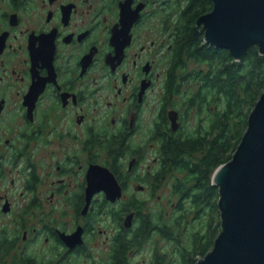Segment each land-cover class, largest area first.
I'll use <instances>...</instances> for the list:
<instances>
[{"label": "flooded vegetation", "instance_id": "obj_1", "mask_svg": "<svg viewBox=\"0 0 264 264\" xmlns=\"http://www.w3.org/2000/svg\"><path fill=\"white\" fill-rule=\"evenodd\" d=\"M182 3L181 12L187 0H0V243H10L8 261L86 253L107 233L96 225L101 216L113 225L112 251L119 228L133 223L125 221L145 189L144 143L161 151V138L187 123V77L175 60ZM93 170L112 174L110 197L89 183ZM73 236L82 243L64 241Z\"/></svg>", "mask_w": 264, "mask_h": 264}, {"label": "trees", "instance_id": "obj_2", "mask_svg": "<svg viewBox=\"0 0 264 264\" xmlns=\"http://www.w3.org/2000/svg\"><path fill=\"white\" fill-rule=\"evenodd\" d=\"M212 6V0H187L177 28L175 60L182 71L178 76L187 77V119L184 120L187 123L185 128L161 138L158 173L163 177L171 172L177 175L171 192L177 197L172 209L175 213L165 218L162 211L152 215L134 212L131 227L119 228L108 264H129L130 252L142 247L144 242L149 244L155 236L176 244L175 264H194L212 248L220 231L217 188L211 185L210 178L218 165L231 158L246 128L248 114L264 90V56L258 53L257 46H251L236 62L227 49L205 44L204 29L197 25V20ZM188 62L197 67L188 69ZM176 95H182L178 87ZM201 115L207 119L197 120ZM192 118L196 123L190 125ZM188 213L194 219L205 216L204 228L192 231L189 241L183 242L180 227L187 224ZM157 242L153 245V264H173L172 259L166 260L168 253H159ZM1 243L0 264H65L68 261L43 262L23 254L11 257L8 263L10 243Z\"/></svg>", "mask_w": 264, "mask_h": 264}, {"label": "water", "instance_id": "obj_3", "mask_svg": "<svg viewBox=\"0 0 264 264\" xmlns=\"http://www.w3.org/2000/svg\"><path fill=\"white\" fill-rule=\"evenodd\" d=\"M212 2V9L197 20L204 29L203 42L227 49L236 62L251 46L264 56V0ZM91 177L89 183L116 190L109 171L93 170ZM210 181L217 188L220 231L194 264H264V90L231 158L214 169ZM105 191L110 197L112 192ZM125 224L130 225V216ZM64 241L70 246L82 243L75 236Z\"/></svg>", "mask_w": 264, "mask_h": 264}, {"label": "rangeland", "instance_id": "obj_4", "mask_svg": "<svg viewBox=\"0 0 264 264\" xmlns=\"http://www.w3.org/2000/svg\"><path fill=\"white\" fill-rule=\"evenodd\" d=\"M184 4L182 3L179 6H175V23L181 21V8ZM174 16V14H173ZM188 69L190 68H196L197 66L194 65L193 62H188ZM188 89V86H187ZM190 89V88H189ZM192 90V89H191ZM207 119L206 115H201L197 117V120L205 121ZM188 123L190 125H193V123H196V120L192 118ZM186 125L183 126L185 128ZM145 150V156L143 158L142 164H141V172L143 177H145L146 181H142L145 185V189L139 193H134V195L140 199L139 205L137 207H134V209H129L131 211H137L139 213H142L143 215L150 213H156L158 211H162L164 214V217L167 218L170 216L169 214L175 213L174 209V203L177 201V197L175 195H172L171 192L173 191L175 177L177 175L174 174V172H171L170 174H167L166 176L158 175V162H155V165H153V158L157 157L159 155L160 146L158 143L153 145H148L147 143H144ZM161 156V155H160ZM150 166V168H148ZM147 168L150 170V173L147 174ZM15 177V179L18 176H11ZM10 179V178H9ZM3 182V181H1ZM9 182V180H8ZM5 182V183H8ZM17 185V180H16ZM18 186V185H17ZM133 183H131V186L129 188L131 193V190L133 189ZM187 206H189V203H186ZM121 209H124V207H121ZM136 209V210H135ZM126 210V209H125ZM134 212H128V216H130V220L133 217ZM173 215V214H172ZM190 220V222H188ZM204 221L205 216L195 218L192 213L187 214V224H184L180 227V237L182 238V241L187 242L189 241V234L196 230L204 228ZM96 225L99 226L101 229L107 230L106 234L103 235H97L96 238L91 242L89 241V248L86 253L82 252L77 255H70V256H57L52 257L50 256V253H46L44 255H38L37 259L39 261L43 262H49L50 259L57 260L59 259V263L62 262L63 259H67L68 261L65 262V264H108L110 257H111V251L107 250V245L110 242V239L112 237V231L111 234L109 233V227H113L111 225L109 218L106 216H101L97 222ZM174 230V228H173ZM105 236H109L110 238L105 240ZM147 241V240H146ZM158 241V242H157ZM157 242V245L159 246V253L166 252L168 253L166 260L172 259L173 264L177 261V253H176V244L175 243H169L165 239L160 238L158 236H155L151 239L149 244L147 242L142 243V247H138L133 249L130 253L131 257L129 259L127 258V261L129 264H153V250H154V244ZM8 262V260L6 259ZM9 263V262H8Z\"/></svg>", "mask_w": 264, "mask_h": 264}]
</instances>
